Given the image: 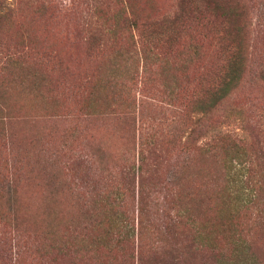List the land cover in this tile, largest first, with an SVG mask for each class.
<instances>
[{"label": "trees", "instance_id": "obj_1", "mask_svg": "<svg viewBox=\"0 0 264 264\" xmlns=\"http://www.w3.org/2000/svg\"><path fill=\"white\" fill-rule=\"evenodd\" d=\"M45 3L51 12L64 11L76 26L75 36H80L87 60L113 61L103 79L97 69L92 77H75L77 80L67 89L87 109L95 105L108 109L91 113L99 116L102 124L87 120L73 126L63 119L67 125L63 134L116 136L123 142L122 155L128 154L130 131L122 129L120 117L138 118L141 135V161L128 163L124 159L125 166L117 163L108 169V162L103 163L110 150L106 143L101 146L100 164L93 159L92 166L78 161L89 171L81 179L86 180L88 190L82 194L93 208L84 229L86 238L79 241L87 245L82 252L84 260L90 264H182L183 257L177 255L172 240L183 220L195 223V219L192 213L180 212L179 203L192 202V209L193 205L202 207L203 201L197 204L196 198L207 192L200 179L203 168L199 163L212 158L215 150V162L225 168L229 184V190L222 191L228 195L227 203L218 205L232 210L217 227L223 232L219 237L229 241V254L233 250L230 264H261L258 237L264 236V24L260 23L259 6L264 0H175L168 13L150 18L136 16L131 9L134 7L128 6L129 0H0V62L9 58L8 54L1 55L5 49L1 36L9 31V24L21 25L18 18L23 10L42 9ZM10 55L16 58L15 53ZM37 56L33 58L35 63L63 72L62 60L51 52ZM4 89L0 83V113L7 111L2 101ZM167 117L171 130L163 129L157 121ZM9 139L8 124L0 117V199L7 183L14 188L13 212L0 214L1 221L10 225L11 220L12 226L0 233V241L5 245L8 240L9 264H23L27 251L22 249L23 234L18 229L29 231L25 221L28 206L20 199L19 186L31 177L21 166L14 167L17 162L11 160ZM161 148L189 160L186 168L190 174L179 183H163L153 173L145 178V161L150 160V167L157 169ZM66 166L72 168L70 163ZM150 190L162 196L161 203L153 204ZM148 198L152 201L149 207ZM170 201L174 212L169 210ZM159 204L165 206L156 218L153 206ZM97 227L104 231L99 233ZM67 243L59 244L58 252L68 247ZM95 245L103 254L106 252L105 260L103 254L94 259ZM39 250L44 252L40 245L35 251ZM0 259L6 262L7 256L0 254Z\"/></svg>", "mask_w": 264, "mask_h": 264}, {"label": "rangeland", "instance_id": "obj_2", "mask_svg": "<svg viewBox=\"0 0 264 264\" xmlns=\"http://www.w3.org/2000/svg\"><path fill=\"white\" fill-rule=\"evenodd\" d=\"M48 1L50 0H45ZM174 2L175 0H129L128 6L134 7L130 6L136 16L150 18L159 13H168ZM46 4L42 5V9L34 7L23 10L18 18L21 25L19 22L16 25L9 24V31L1 36L5 47L1 55L8 54L9 58L0 62V83L5 86L2 101L7 107V111L0 113V117L5 125L8 124L10 138V152H8L11 154L13 164L17 162L14 167L21 166L23 172H27L31 177L19 186L22 188L20 199L28 206L25 221L29 226L27 233L18 229L19 234H23L20 239L22 249L27 251L21 261L23 264H90L84 260L82 253L87 245L85 242L79 243L86 238L83 235L86 231L84 229L88 227V218L93 212L89 199L82 194L88 190L85 188L86 180L81 179L85 177L84 173L89 171L78 161L92 166L91 159H93L100 164L103 159L101 146L104 143L110 146L108 155L103 159V163L108 162V169L117 163L125 166L127 161L128 163L133 160L141 161V154L138 153L141 136L138 131L139 123L138 118L134 119V116L133 119L132 117L130 119V116L120 117L122 129L130 131L126 140L129 143L128 154H124L125 156L122 155L123 142L117 140L116 136L113 138L110 134L100 133L81 137L79 132H73L71 135L69 131H67L69 136L63 134L67 126L62 122L63 119L73 126L87 120L99 122V116L91 113L99 114L100 111L108 110L99 109L97 105L93 108H85V104L74 100L67 89L77 80L75 77H92V73H96L97 69L103 79L109 73V65L113 64V61L111 58L100 61L87 60L79 40L80 36H75L76 26L67 18L64 11L51 12L52 10L46 8ZM259 8L260 23L264 24V5H260ZM43 52H51L61 59L66 69L63 68V72H54L49 66L43 67L40 63H35L33 58L37 55L41 58ZM10 53H15L16 58ZM168 108L170 109V106ZM171 109L174 107L171 106ZM168 118H158L157 121L163 125V129L171 130ZM102 122H99V125ZM105 127H108V124ZM167 147L171 148V145ZM159 152L162 157L157 169L150 167V160L145 161L148 165L145 178L153 173L157 174L156 177L163 180V183L174 184L179 183L185 174L187 176L190 174L186 168L189 161L187 158L181 154L177 156L176 152L170 154V151H164L162 148ZM213 152L212 158L199 163L203 168V176L200 179H203L202 182L205 183L203 187H206L207 192L196 198L197 204L203 201L202 207L196 208L198 205H193L192 209L189 205L192 202L185 205V201L181 200L179 203L180 212L192 213L195 219V223L183 220L178 229L179 234L175 240H172V243L176 244L177 255L183 257L182 264L232 262L233 250L229 254V241L221 239L219 236H223V232L217 229L228 211H232L225 205L223 208L218 205V202L227 203L228 195L222 194V191L227 192L229 184L225 177V168L221 163L215 162V150ZM68 157H71L70 161ZM124 159L128 160L124 161ZM67 163H70L72 168L66 166ZM103 168L105 169L104 165ZM4 189L3 198L0 199L1 217L3 212L9 215L13 212L11 192L14 190L13 185L7 183ZM150 191L153 204L161 203L162 196L159 194L156 196L153 190ZM151 203V199L148 198V207ZM171 204L170 201L171 209L166 206L174 212L175 209H172ZM164 206V204L153 206L156 218H160V210ZM109 218L112 219V216ZM7 224L4 223V219L2 221L0 219V233L5 228L9 230L12 226L11 220L10 225ZM96 231L101 233L104 230L97 227ZM93 236L92 233V238ZM64 241L68 242V247L58 252L57 247ZM4 243L5 245L0 241V254L1 257L6 255L7 261L0 259V264H9V245H6L8 240ZM258 244L261 248V264H264V236L258 237ZM38 245L44 249V254L40 250L39 253L35 251ZM92 248L95 250L94 259L102 258L103 251L96 245ZM105 254L106 252L103 254V260Z\"/></svg>", "mask_w": 264, "mask_h": 264}]
</instances>
